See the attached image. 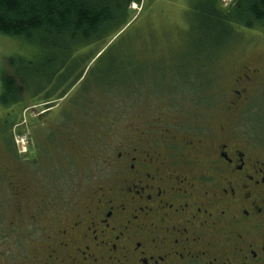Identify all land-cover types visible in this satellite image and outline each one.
I'll return each mask as SVG.
<instances>
[{"label":"flooded vegetation","instance_id":"flooded-vegetation-1","mask_svg":"<svg viewBox=\"0 0 264 264\" xmlns=\"http://www.w3.org/2000/svg\"><path fill=\"white\" fill-rule=\"evenodd\" d=\"M257 71L243 65L232 77L226 123L169 121L166 105L144 124L121 123L110 108L102 123L61 130L65 140L34 152L26 141L23 177L0 176V210L12 209L0 218V243H15L19 264H264V143L242 121ZM172 80L168 94L185 79ZM121 82L96 79L92 89ZM49 150L69 162L55 187L38 168Z\"/></svg>","mask_w":264,"mask_h":264},{"label":"rangeland","instance_id":"rangeland-1","mask_svg":"<svg viewBox=\"0 0 264 264\" xmlns=\"http://www.w3.org/2000/svg\"><path fill=\"white\" fill-rule=\"evenodd\" d=\"M233 2L217 0L216 7L226 12ZM189 3L190 0L131 3L127 10L115 13L99 39L72 46L65 60L64 57L55 58L53 68L61 66L59 77L52 79H67L64 83H69V88L47 112L41 113L45 106L40 96L26 95L15 106L0 104V176L14 172V177H23L21 173L25 169L18 163V157L26 141L34 152L38 146L65 140L66 134L61 130L73 131L72 125H92L91 119L94 123L107 120L101 110L121 109L118 114L121 123L135 119L144 124L154 107L166 105L169 121L195 127L226 123L221 108L232 77L243 65L258 71L242 121L249 123L257 139L264 143L263 23L251 27L229 23L212 32L189 33ZM9 57H23L35 67L47 62L35 44L0 33V91L1 75L10 72ZM96 79H121L125 83L121 82V86L114 83L115 89L102 92L92 89ZM172 79L185 80L177 83L168 94ZM180 88H184L183 91ZM60 89L55 90L54 95ZM77 139H83V134ZM55 144H50L52 149ZM38 159V168L43 176L51 172L55 187L56 174L68 171L63 166L69 162L60 153L50 150ZM72 161L79 178L83 172L82 160L73 158ZM65 175L66 172L63 178ZM22 181L29 182L27 176ZM2 188L0 184V194ZM11 210L4 205L0 218L6 220ZM5 225L0 223V227ZM15 250L17 247L9 238L0 243V263L19 264L12 253Z\"/></svg>","mask_w":264,"mask_h":264},{"label":"trees","instance_id":"trees-1","mask_svg":"<svg viewBox=\"0 0 264 264\" xmlns=\"http://www.w3.org/2000/svg\"><path fill=\"white\" fill-rule=\"evenodd\" d=\"M139 2L0 0V33L35 44L47 61L45 65L35 67L30 66L29 61L23 57H9L10 72L1 75L0 104L5 107L15 106L26 95L49 100L58 88L61 89L55 97L63 96L69 83L65 85L67 79H52L59 77L61 66L53 68L55 58L58 60L64 57L65 60L72 46L96 41L115 13L127 10L131 3ZM216 4L217 0H190L189 33L200 30L212 32L229 23L246 27L259 22L264 25V0H234L226 12L218 10Z\"/></svg>","mask_w":264,"mask_h":264},{"label":"snow or ice","instance_id":"snow-or-ice-1","mask_svg":"<svg viewBox=\"0 0 264 264\" xmlns=\"http://www.w3.org/2000/svg\"><path fill=\"white\" fill-rule=\"evenodd\" d=\"M133 7H135V5H133Z\"/></svg>","mask_w":264,"mask_h":264}]
</instances>
